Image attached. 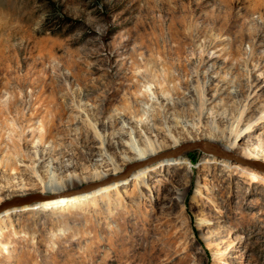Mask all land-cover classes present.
<instances>
[{"label":"rangeland","instance_id":"rangeland-1","mask_svg":"<svg viewBox=\"0 0 264 264\" xmlns=\"http://www.w3.org/2000/svg\"><path fill=\"white\" fill-rule=\"evenodd\" d=\"M246 160L264 0H0V264H264Z\"/></svg>","mask_w":264,"mask_h":264},{"label":"water","instance_id":"water-1","mask_svg":"<svg viewBox=\"0 0 264 264\" xmlns=\"http://www.w3.org/2000/svg\"><path fill=\"white\" fill-rule=\"evenodd\" d=\"M193 149H199L202 150L204 152L207 153H218L217 150L214 147H211L209 145H203L200 142H188V143H184L182 145H180L176 151L174 152V154H178L180 152H184V151H188V150H193ZM246 165H249L259 171L264 172V163L260 162V161H256V160H246L244 161ZM126 175V173L124 174V176ZM90 188L89 186L84 188L85 190ZM69 194V193H67ZM44 198L41 195H30L24 198H13L10 201L2 204L0 206V210H2L5 207H10L13 205H22V204H29L33 201H41Z\"/></svg>","mask_w":264,"mask_h":264},{"label":"bare ground","instance_id":"bare-ground-1","mask_svg":"<svg viewBox=\"0 0 264 264\" xmlns=\"http://www.w3.org/2000/svg\"><path fill=\"white\" fill-rule=\"evenodd\" d=\"M10 107L11 106H9L8 108H9V110H10ZM209 144H212V145H214V146H219L218 144L219 143H217V142H215V141H209ZM144 157H146V156H143V154L141 155V154H137V156L134 158V159H130V161H133V160H142ZM227 163V162H226ZM140 165L138 164V163H135V164H133V165H131V166H127L126 167V170L118 177V178H123V176L122 175H124L125 173H126V175L125 176H127L128 175V173L129 172H131V170H133V169H135V168H137V167H139ZM124 176V177H125ZM110 180H112V179H110L109 178V180H107L106 182H108V181H110ZM101 183H93V184H88V185H85V187H83L80 191H78L79 193L80 192H84V191H87V190H90L92 187H94V186H97V185H100ZM90 187V188H88V189H84V188H86V187ZM45 189V188H44ZM56 192H60V189H58ZM48 193H53V192H51V190H49V192ZM74 193V192H73ZM70 194H72V193H69V194H65V195H70ZM30 196V195H29ZM42 196V195H41ZM27 197V196H26ZM44 199H48V200H52V199H49L50 197H45V196H42ZM16 198H24V197H16ZM43 199V200H44ZM48 200H46V201H48ZM6 203V202H5ZM4 204V203H3ZM2 205V204H1ZM0 205V206H1ZM14 206V205H13Z\"/></svg>","mask_w":264,"mask_h":264}]
</instances>
